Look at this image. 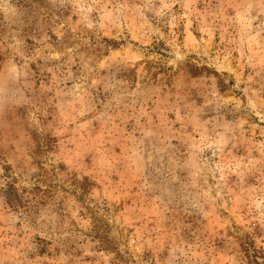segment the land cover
Here are the masks:
<instances>
[{"label":"rangeland","instance_id":"1","mask_svg":"<svg viewBox=\"0 0 264 264\" xmlns=\"http://www.w3.org/2000/svg\"><path fill=\"white\" fill-rule=\"evenodd\" d=\"M0 264H264V0H0Z\"/></svg>","mask_w":264,"mask_h":264}]
</instances>
